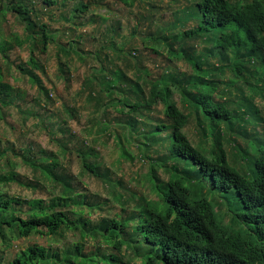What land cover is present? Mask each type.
<instances>
[{
  "label": "trees",
  "instance_id": "1",
  "mask_svg": "<svg viewBox=\"0 0 264 264\" xmlns=\"http://www.w3.org/2000/svg\"><path fill=\"white\" fill-rule=\"evenodd\" d=\"M118 1L127 6L134 0ZM41 2L0 0V120L9 113L6 108L18 106L15 100L22 96L10 78L26 77L44 95L42 100L50 101L37 73L44 67L37 52H45L50 43L64 54L79 49L71 37L61 43L65 30H52L56 19L50 7L65 8L60 17L81 26L87 22L81 18L90 2ZM142 6L148 13L139 17L149 29L153 22L146 14L155 9L149 1ZM8 14L21 25L20 34L9 27ZM175 26L180 30L169 35L162 31ZM117 27L119 23L101 32L99 48L122 52L131 44L133 39L116 45L114 35L121 36ZM139 27L137 21L129 35L143 34ZM147 36L157 42L150 51L158 52L163 41L168 54L184 60L190 72L165 68L153 74L135 53L131 65L135 78L120 67L102 64L97 71L100 76H87L83 87L88 102L98 109L90 126L92 137L119 139L121 134L127 142L134 137L139 157L148 162L146 177L157 198L149 200L133 188L120 186L121 191L111 195L118 208L110 217L93 221L89 214L100 206L98 201L79 189L65 166L64 156L72 142L54 137V151L32 146L15 151L9 143L2 145L0 183L21 182L13 170L17 157L35 173L22 184L32 192H45L48 198L0 192V246L11 247L12 241L34 234L49 236L55 245L64 231L75 232L78 240L70 247L26 245L6 261L0 255V264H264V0H188L166 27L155 35L148 31L143 38ZM170 37L177 46L167 42ZM23 42L29 43V57L15 64L9 51ZM196 42L204 43L203 49L196 51ZM132 51H136L134 45L127 54L131 56ZM209 56H218L219 63L209 62ZM56 64L57 73L63 75L68 62L57 57ZM223 70L231 73L226 80L218 78ZM154 104H160V118L149 116ZM64 112L74 115L71 106H65ZM189 120L199 137L196 144L183 131ZM61 121L57 130L71 140L75 136L66 120ZM45 127L54 133L52 127ZM237 138L244 146L236 143ZM224 143H232L237 149L233 161L240 162L232 164ZM158 148L163 152L153 157ZM75 152L79 176L91 174L105 185L111 182L95 147ZM122 155L129 153L124 149ZM158 169L168 174L167 179H160ZM166 214L173 216L171 222Z\"/></svg>",
  "mask_w": 264,
  "mask_h": 264
},
{
  "label": "rangeland",
  "instance_id": "2",
  "mask_svg": "<svg viewBox=\"0 0 264 264\" xmlns=\"http://www.w3.org/2000/svg\"><path fill=\"white\" fill-rule=\"evenodd\" d=\"M35 1L42 4L41 0ZM82 1L86 3L89 1L90 4L88 11L83 13L81 18L82 20L87 19V22L81 26L71 24L60 17V15L62 16L65 13V8L57 9L56 6L50 7L52 17L56 19L55 22L51 23L52 30L60 28L66 31L64 37L60 39L61 43L66 44L71 37L75 39V41H78L74 42L73 45L77 48L79 47L77 51L64 54L58 51V45L56 43H50L45 52L36 53L39 63L44 66L43 70L37 71V73L40 76L42 85L48 89L50 101L46 100L44 102L42 100L44 99V95L37 89L36 85L31 84L26 77H18L17 81H13L11 78L9 79L10 82L18 88L15 92L18 93L20 91L22 96H19L18 99L15 100L18 106H9L6 108L5 111L9 113H7L5 118L0 120V146L9 143L13 145L15 151L20 147L26 148L28 146H32L33 149L40 147L54 151L56 148L52 140L54 137L63 139L65 143H67V141L72 142V144H69V152L64 156V161L67 162L65 166L74 174L75 180L73 182L79 186V189L90 195V198L93 195L95 200L98 201L100 206L89 214V218L95 221L100 217H110L118 208V203L115 202L111 195L116 191H121L120 184L127 186L128 189L131 187L138 193L141 192L143 194V191H146L148 180L146 175L143 176V173L147 171L148 162L146 164V162L139 157L137 151L139 147L134 137H131V141L129 142L125 141L121 134L119 139H116L113 135H110L108 138L104 137L97 140L92 137L90 126L93 123L98 109H96L91 102H88L86 98L87 93L83 87L86 78L91 74L94 77H99L100 75H98L97 71L101 68L102 64L104 66L112 64L120 67L127 76L135 78V76H137L133 72L135 67L131 66L132 63H134L132 56L135 53L141 57L143 65L149 68L153 74L162 73L165 68L172 72L177 70L190 72V68L184 60L168 54L167 48L162 47L163 41L160 43L161 46L158 47V52H152L149 48L151 46L153 49L154 44L157 42L152 39V36L151 38H148V36L143 38V35H146L148 31L155 35L158 29L166 27V25L173 20L174 12L182 4L188 3V0H134L132 4L127 6H124L118 0ZM146 1H149V3L153 5L152 8L155 9L149 12V14H146L151 15L149 17L152 18L153 22L152 27L149 29L148 27L145 28L147 22L139 17V15L143 16V14L148 13V11L144 10L145 7L142 6ZM72 2H69V5H71ZM89 16H91L92 20L90 19L88 21ZM7 19L12 31L20 34L22 32L21 25L9 14L7 15ZM137 21L138 26H140L139 29L143 31V34L135 33V35L130 36V29ZM117 23H119V27L117 28L121 36L114 35L116 45L119 46L124 41L133 39L131 44L124 46L122 52H115L108 47L99 48V44L103 42L101 32L110 25L116 27ZM189 25L190 24H188V26ZM178 30H180V28L175 26L169 31H162H164V34L166 33V35H169ZM78 35L81 36L80 39L76 38ZM167 39V42L171 43L172 46L178 45L177 41L173 40L172 37ZM132 45L136 47V51H132L131 56H129L127 50L128 47ZM204 45L205 44L202 42H196V51L203 49ZM28 47V42H23L18 46L15 45L9 51L10 59L14 61L15 64L23 63L29 57ZM94 54L98 56L100 61ZM105 55H107V59L104 58ZM57 57H60L61 61L66 60L68 62L63 75L57 73ZM208 60L209 62L219 63L218 56H209ZM12 72L14 75L17 74L14 69ZM102 73L103 72L100 74ZM218 74V78L225 80L231 76L228 70L220 71ZM63 76H67V79ZM137 80L142 82L140 79ZM263 87L264 86H262V88ZM145 89L148 90L149 86H146ZM174 99L178 101L177 94L174 95ZM256 100H258V97H256ZM43 103H45V105H43ZM65 106H71L73 108L74 115L72 117H69L68 114L64 112ZM101 107L102 105L99 106V108ZM159 108L160 104L151 106L149 109V116L160 118L162 114ZM110 113L114 115V112ZM61 119L66 120V127H70V133L75 136L71 140H67L66 134H60L57 130V123L59 121L62 123ZM52 122L54 125H51ZM153 123L155 122L153 121ZM45 124L52 127V130H54L53 134H49L50 131L45 127ZM183 131L192 143H197L199 137L195 132L194 124L191 120L184 126ZM236 143L239 146H244L240 138H237ZM89 146L95 147L98 151V159H103L104 168H107L110 173L109 175L115 178L109 182L108 185H105L101 179L91 174H84L83 176L78 175L80 172V163L76 157L75 149ZM124 149L129 155H122ZM224 149L232 164L240 162L241 159L236 162L233 161L237 149L233 147L232 143H224ZM150 150H154V148ZM157 152L163 151L161 148H158V151H154L152 156L155 157ZM9 156L11 155L9 154ZM15 160L17 165L13 170L16 172L17 178L21 182L13 181L9 183H0V192L19 195L21 197L39 196L47 199L48 196L45 192H40L38 190L32 192L33 189L30 187L28 188L26 184H22V182L32 179L35 173L31 168L20 164L17 157ZM5 171L7 170H3V172ZM157 171L161 179H167L168 174L166 172L160 169ZM221 210H225V207L222 206ZM224 219L227 220V217ZM62 235L63 236L56 241L55 245L48 240L49 236L47 235L34 234L26 238H18L12 241L13 246L11 247L6 248L0 246V255L4 257L3 259L6 261L11 258L14 251L26 245L38 243L42 245L51 244L55 247H70L78 240L73 231H64ZM86 249L87 247H85V250Z\"/></svg>",
  "mask_w": 264,
  "mask_h": 264
},
{
  "label": "clouds",
  "instance_id": "3",
  "mask_svg": "<svg viewBox=\"0 0 264 264\" xmlns=\"http://www.w3.org/2000/svg\"><path fill=\"white\" fill-rule=\"evenodd\" d=\"M147 170H148V168H147ZM146 172L147 171H145L144 173H143V176H145L146 175ZM109 178H110V181H112L113 179H115V178H113V177H111V175L109 176ZM161 179V178H160ZM147 180H148V183H147V189H146V191H143V196H145L146 198H148L149 200H152V198H154V199H156L157 198V196H156V193H155V191H152V186H151V183H150V181H149V178H147ZM161 180H164V179H161ZM120 186H123V184H120ZM131 188V187H130ZM151 189V190H150ZM136 194L138 195V196H141L142 195V193L140 192V193H138V192H136ZM223 205H221V207H222ZM221 207H220V209H221ZM225 207V206H224ZM162 210H163V212H165V210H166V206H164V207H162L161 208ZM217 210H218V208H217ZM172 218H173V216L170 214V215H167L166 214V220H167V222H171L172 221Z\"/></svg>",
  "mask_w": 264,
  "mask_h": 264
}]
</instances>
